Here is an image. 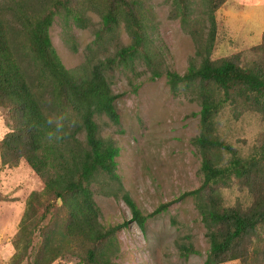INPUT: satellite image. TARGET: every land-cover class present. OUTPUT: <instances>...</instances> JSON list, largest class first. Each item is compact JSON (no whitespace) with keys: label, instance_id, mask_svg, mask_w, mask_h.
Wrapping results in <instances>:
<instances>
[{"label":"rangeland","instance_id":"374dc122","mask_svg":"<svg viewBox=\"0 0 264 264\" xmlns=\"http://www.w3.org/2000/svg\"><path fill=\"white\" fill-rule=\"evenodd\" d=\"M27 1L30 15L39 10V0ZM43 1L46 12L54 9V0ZM69 5L71 10H81L85 26L75 24L69 12L62 10L55 14L49 28L66 68L86 73L93 64L114 56L133 41L128 23L133 28L138 26L144 35L141 51L150 50L161 58L154 63L162 72L158 78L150 79L151 71L142 58L128 66L115 64L105 72L112 91L118 95L115 108L119 122L114 123L105 115H96L95 120L98 133L119 148L116 172L121 186L103 172L95 176L90 186L99 208L97 220L107 228L131 216L121 197L124 192L131 195L143 213H149L183 191L200 186L203 148L195 143L200 130L199 103L192 93H173L164 72L181 74L186 70L194 55L189 29L200 27L204 37L210 23L208 12L216 24L211 60L251 58V47L262 39L264 0H70ZM107 10L115 12L117 23L103 26L102 15ZM240 102L237 99L222 106L218 116L221 124L214 134L247 157L264 142V126L252 111L236 117L234 112L240 110ZM8 123L6 110L0 108L2 137L9 129ZM207 156L222 166L232 153L210 150ZM43 186L23 158L12 166L2 165L0 157V264H13L15 240L21 246L28 242V248L14 264H31L42 248L43 236L61 228L67 210L60 199L43 194ZM212 187L224 206L245 208L252 201L247 185L234 176ZM33 191L38 195L33 208H27ZM41 213L45 217L36 225ZM67 238L69 241L63 238L61 251L49 264H83L79 256L83 249L77 245V238ZM115 240L119 246L116 264H204L208 248L192 197L174 202L166 211L150 217L143 229L129 223L116 232ZM190 243L198 252L182 256L179 247ZM256 255L252 259L257 261ZM221 264L242 263L233 259Z\"/></svg>","mask_w":264,"mask_h":264},{"label":"trees","instance_id":"16d2710c","mask_svg":"<svg viewBox=\"0 0 264 264\" xmlns=\"http://www.w3.org/2000/svg\"><path fill=\"white\" fill-rule=\"evenodd\" d=\"M69 3L70 0H54V9L46 12L44 1L39 0V10L31 15L27 0L0 3V108L6 110L10 119L9 129L0 141L1 164L15 166L23 158L43 181V194L60 199L68 214L61 228L43 236L42 248L31 264H49L61 251L63 238L69 241L67 237L77 238V245L83 249L79 254L83 264H116L119 246L115 234L119 229L131 222L143 229L147 219L186 197L193 198L208 242L204 264L233 259L242 264H264V142L246 157L214 134L221 124L218 119L222 106L237 99L241 108L234 112L236 117L252 111L264 126V30L260 42L250 49L251 58L240 61V57L231 56L214 61L210 55L216 24L211 12L207 14L210 23L204 37L200 27L189 29L194 55L183 73L166 70L164 76L173 93H192L199 103L200 130L195 143L203 148L199 167L202 182L149 213H143L131 195L124 192L121 197L131 216L106 228L97 220L99 208L90 186L100 172L121 186L116 172L119 148L98 133L95 120L96 115H105L114 123L119 122L115 108L118 95L112 91L105 72L115 64L128 66L142 58L151 71L150 79L158 78L162 72L154 63L161 58L150 50L141 51L144 35L138 26L133 28L128 23L133 41L114 56L93 64L86 73L66 68L49 28L55 14L62 10L69 12L75 24L85 26L81 10H71ZM105 13L103 26L117 23L115 12ZM182 23H186L184 16ZM60 116L65 119L62 130L57 132L55 121ZM50 133H54L51 139ZM219 149L232 153L226 165H215L207 156V151ZM233 176L247 185L252 197L245 208L224 206L212 187ZM37 195L36 191L30 193L27 208H33ZM44 217L41 213L34 223L38 225ZM14 246L13 264L21 259L28 242L21 246L15 240ZM179 248L184 257L198 252L191 243ZM256 253L257 261L252 259Z\"/></svg>","mask_w":264,"mask_h":264},{"label":"clouds","instance_id":"9594fccd","mask_svg":"<svg viewBox=\"0 0 264 264\" xmlns=\"http://www.w3.org/2000/svg\"><path fill=\"white\" fill-rule=\"evenodd\" d=\"M65 117L64 116H60L56 121H55V127H56V131L59 132L62 130L63 128V121H64ZM47 123L51 124L53 123L52 120H48ZM54 135V133H50L49 134V138L51 139V137ZM2 135H0V139H2ZM57 139H59V137H57Z\"/></svg>","mask_w":264,"mask_h":264}]
</instances>
